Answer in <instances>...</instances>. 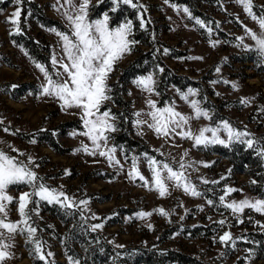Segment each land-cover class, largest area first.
<instances>
[{
  "label": "rangeland",
  "instance_id": "1",
  "mask_svg": "<svg viewBox=\"0 0 264 264\" xmlns=\"http://www.w3.org/2000/svg\"><path fill=\"white\" fill-rule=\"evenodd\" d=\"M32 1L40 4L45 14L70 31L68 21L62 15L68 7L64 0ZM97 1L91 0L90 4ZM251 2L253 13L257 16L264 13V0ZM133 3L142 7L154 24L155 35L163 43L161 56L165 65L188 76L193 84L181 88L167 84L163 92H157L158 72L154 67L130 79L125 97L133 109L129 134L136 145L126 151L122 143H112L113 134L120 130L107 132V147H101L99 151L114 147V159L110 162L106 156H100L99 151L89 154L94 151V146L90 138L83 135L87 129L81 119L82 110L62 109V101L43 94L47 81L36 67L42 64L14 41V35L25 31L35 40L46 43L51 67L49 74L56 79L55 72L62 69L53 68L51 58L53 54L61 57L63 53L60 37L51 29L60 30L39 23L28 10H21L22 3L17 5L15 0H0V150L25 163L31 157L34 164L28 166L43 178L47 186L62 190L76 205L65 208L57 203L40 201L38 214L31 213L29 220V224L37 229L35 237H29L25 231L16 234L11 241H3L12 245L8 249L10 258L3 264H34L35 260L39 264H79L77 259L66 254L62 246L67 229L75 223L81 229L102 224L103 227L96 231L115 248L162 246L196 259L197 264H264L262 251L250 234L264 232V213L250 208L233 213L224 206L232 201L264 199L248 188L249 176L232 171L229 160L214 150L216 144L194 146L193 140L179 135H157L147 126L152 120L146 115L152 111L147 104L151 100L157 108L172 106L182 115L193 117L188 125L193 134H198L204 127H217L227 120L234 128L249 132V138L254 142L264 139V61L259 58L255 42L245 34V27L259 34V25L237 0H196L193 11L185 4L171 0H133ZM113 7L111 2L109 8ZM17 8L21 10L19 31L17 25L10 22ZM184 8L189 11L184 12ZM139 10L136 16L141 23L142 11ZM105 12L103 10L90 19L102 18ZM196 19L201 20L203 26L197 24ZM126 20L130 19L125 18L112 27ZM238 37H244L243 44ZM137 46L144 48L143 45H134L133 49ZM169 48L174 50L172 54L165 53L164 50ZM250 53H255L256 59L238 60L240 55ZM135 55L133 50L125 54L114 65L108 82ZM149 74L155 81L152 92L142 90L135 83L138 78ZM233 84L237 87L233 88ZM189 89L195 90V94L188 95ZM182 95H188V100ZM192 100L208 111L210 119L195 118L190 106ZM242 100L249 103L244 104ZM105 110L100 109L101 112ZM136 113L141 115L138 117ZM69 120L77 122L80 127H69L55 136L59 151L37 138L39 132L50 129L55 132L60 123ZM137 120L146 123L137 125ZM206 135L210 137L211 133ZM219 135L226 139L223 131ZM33 140L35 143L31 142ZM84 145L88 146V152L82 150ZM145 154L168 162L176 170L181 162L184 163V174L200 195L192 196L182 187H176L174 182L166 181L168 193L160 196ZM134 157L145 180L129 175ZM227 188L237 191L225 195ZM29 191L31 188L27 185L10 186L7 194L14 197V202L8 206L9 221L22 219L16 199ZM222 195L225 197L223 202L220 201ZM81 200L88 201L87 205L79 204ZM209 200L213 203L209 204ZM28 207L37 206L29 204ZM159 209L167 215H161ZM139 212L152 214L140 218L137 216ZM67 217L71 219L67 220ZM221 220L225 221L224 225L219 223ZM226 231L231 233L234 244L220 242L219 237ZM34 239L41 242L45 260L35 252ZM74 246L83 252L75 242ZM48 252L52 255L48 256Z\"/></svg>",
  "mask_w": 264,
  "mask_h": 264
},
{
  "label": "snow or ice",
  "instance_id": "2",
  "mask_svg": "<svg viewBox=\"0 0 264 264\" xmlns=\"http://www.w3.org/2000/svg\"><path fill=\"white\" fill-rule=\"evenodd\" d=\"M111 2L114 5L112 12H115L120 4L131 5L133 8L137 7L133 3V0H111ZM237 2L243 5L245 12L257 22L261 29V32L258 34L245 27V34L255 42L259 58L261 61H264V13H261L259 16L253 13L251 0H237ZM15 3L20 5L22 0H15ZM64 3L68 7L62 15L68 21L70 31L61 32L51 29V31L60 37L61 51L63 53L61 57L53 54L51 64L53 68H57L58 66L62 71L57 70L55 72L56 79H53L44 66L37 64L36 67L44 74L47 81L46 86H43V94L54 96L62 101V109L79 108L82 110L81 119L84 127L87 129L83 135L88 136L92 141L94 151L89 154L94 155L101 147H107L109 137L106 133L116 130L115 123L110 122L115 120V117L111 114V110L100 111L103 103L111 99L109 95L111 89L107 83L108 79L114 70V65L125 54L130 53L133 46L138 42L129 39L133 31V22L131 20H126L118 26L112 27L110 26L111 17L108 12L103 13L102 18L90 19L89 7L91 0H64ZM183 11L187 13L189 10L184 8ZM20 15L21 10L17 8L12 14L10 21L17 25V31H19ZM196 23L203 26V22L199 19H196ZM140 26L144 27L142 18ZM237 39L243 44L244 37H238ZM245 47L247 48L248 46L245 45ZM164 51L167 53L168 49ZM160 71L162 72L163 69L161 68ZM217 71H219V68H217ZM224 82L227 83V81ZM135 83L144 91L152 92L154 90L153 85L155 81L151 74L138 78ZM213 83H216V81H213ZM232 87L236 88L237 85L233 84ZM194 94L195 90H188V95ZM188 95H182V98L187 101ZM241 102L244 104L249 103L247 100H242ZM147 104L152 109V111L146 113L152 120V123H148L147 126L153 129L157 135L165 137L171 134L179 135L182 138L193 140L194 146L221 144L227 147L232 143L239 142L245 144L248 148L254 147V140L249 138L251 134L246 130L234 128L227 120L222 121L221 125L217 127H204L199 130L198 134H193L190 127H188L189 121L193 117L182 115L175 111L172 106L157 108L156 103L151 100L147 101ZM190 106L194 110L195 118L203 117L210 119L208 111L202 109L198 101H190ZM136 115L139 117L141 113H136ZM144 123L146 122L141 120L136 121L137 125ZM177 129H180V131H177ZM221 131L226 134V139L220 137L219 133ZM206 133H211V136H207ZM31 142L35 143V140ZM82 150L88 152V146L84 145ZM114 152L115 148L113 147L108 151H99V155L106 156L111 162L114 159L112 155ZM260 155L264 156V151L260 152ZM136 159V157L133 158L132 172L129 175H135L140 180H145L137 168ZM145 159L152 171V179L160 196L163 197L168 193L166 181L174 182L176 187H182L186 193L192 196L200 195L195 186L185 176L184 169L186 166L184 163L181 162L179 170H176L168 162L158 161L154 157L147 156V154H145ZM116 162L119 163V161ZM29 164H34L31 157H28V161L25 163L0 150V264H3L11 255L8 249L12 245L3 241H11L15 238L16 234H23L25 231L29 237H35L37 229L29 224V220L31 219V213L35 212L38 214L40 201H45L48 204L57 203L65 208L76 206L71 198L62 190L58 191L47 186L43 182V178L39 177L28 166ZM203 182L208 183L206 180ZM21 184L30 187L31 191L21 193L18 199H16V203L18 204L17 211L22 219L17 222H11L7 219L9 214L8 206L14 202V197L8 195L7 192L10 186ZM234 191L237 190L227 188L225 189V195ZM224 198L222 195L220 201L223 202ZM87 203L88 201L86 200L79 201V204L87 205ZM208 203L212 204L213 201L209 200ZM29 204L36 205L37 207L29 209ZM224 206L231 209L233 213H242L245 208L264 213V199L232 201ZM158 211L161 215H167L163 209H159ZM151 214L149 212H139L137 216L144 218ZM219 223L224 225L225 221L221 220ZM102 227V224H95L92 226V230L95 231ZM219 239L224 244H228L229 242L235 243L231 233L227 231ZM33 242L35 243V252L39 254L41 260H45L41 242L35 239ZM117 247L123 246L117 245ZM47 255L51 256L52 253L48 252ZM73 264H76V262H73Z\"/></svg>",
  "mask_w": 264,
  "mask_h": 264
},
{
  "label": "trees",
  "instance_id": "3",
  "mask_svg": "<svg viewBox=\"0 0 264 264\" xmlns=\"http://www.w3.org/2000/svg\"><path fill=\"white\" fill-rule=\"evenodd\" d=\"M171 1L185 4L193 11V4L196 0ZM110 5L111 0H102V2L99 0L90 4L89 17L95 18L103 10H106L111 17L110 26L125 18L130 19L133 22V31L129 39L137 41L138 43L135 45L144 46V48L138 46L132 48L133 51H136V55L114 74L115 77L112 81L107 82L111 89L109 92L111 99L101 106V110H111V114L115 117L112 123H115L116 130H120V132L113 134L112 143H122L127 151L136 145L129 134L133 109L129 99L125 97L126 84L130 79L144 73L150 67H154L158 72L155 86L157 92H163L167 84L181 88L185 85H192L193 80L184 74L172 71L165 65L161 56L163 43L156 37L155 26L142 7L133 8L130 5L120 4L117 10L112 12V9L109 8ZM21 8L24 11L28 10L30 15L42 25H53L60 31L68 32L67 28L58 20L45 14L40 4L32 0H23ZM139 8L142 11L140 12V19H143L144 27L140 26V20L136 16ZM14 41L21 44L28 55L35 61L40 62L50 73L49 47L46 43L35 40L25 31H20L14 35ZM173 51L172 48H169L167 53L172 54ZM254 54L240 55L238 60H244L247 57L256 59ZM161 68L163 69L162 72L160 71ZM69 127L79 128L80 126L77 122L65 121L57 126V131L43 130L37 134V138L46 142L52 149L59 151L55 136L63 133ZM214 150L229 160L232 171L246 173L249 176L248 188L250 191L264 198V156L260 155V152L264 151V139L257 140L253 148H248L245 144L236 142L227 147L216 144ZM66 219L71 218L67 217ZM250 234L252 240L256 242L257 247L262 251L264 261V232L253 231ZM74 242L83 249V252H80L74 246ZM62 246L66 254L77 259L79 264H167L169 262L197 264L198 262L184 253L162 246L115 248L106 242L96 230L93 231L92 228L88 227L81 229L76 223L67 229L62 240ZM34 264L39 263L35 260Z\"/></svg>",
  "mask_w": 264,
  "mask_h": 264
}]
</instances>
